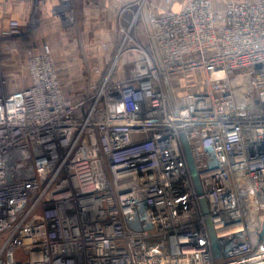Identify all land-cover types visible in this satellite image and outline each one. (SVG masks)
Listing matches in <instances>:
<instances>
[{
  "label": "built area",
  "instance_id": "1",
  "mask_svg": "<svg viewBox=\"0 0 264 264\" xmlns=\"http://www.w3.org/2000/svg\"><path fill=\"white\" fill-rule=\"evenodd\" d=\"M6 1L34 15L46 2ZM58 1L74 25L73 0ZM119 31L79 91L48 53L13 91L0 62L2 264H264V0L138 11Z\"/></svg>",
  "mask_w": 264,
  "mask_h": 264
},
{
  "label": "crops",
  "instance_id": "2",
  "mask_svg": "<svg viewBox=\"0 0 264 264\" xmlns=\"http://www.w3.org/2000/svg\"><path fill=\"white\" fill-rule=\"evenodd\" d=\"M189 1L147 0V9L142 6V10H145V16L150 13L161 15L179 10ZM57 2L59 1L46 0L39 14L34 15L32 3L0 0V62L7 79V91L31 84L28 61L33 54H50L59 71L63 70V83L69 90L79 91L88 82L97 81L109 57H103L102 53H117L121 40L120 23L130 20L134 15L135 4L139 7L141 0H73L76 19L74 25L68 24L52 12ZM11 18L20 21L22 28L24 26V33H7ZM144 29L143 25H139L138 33L142 40H145L142 37ZM73 56L78 59L82 57V60H74V64L69 62L70 65L64 68L65 62ZM73 75H77L75 79Z\"/></svg>",
  "mask_w": 264,
  "mask_h": 264
},
{
  "label": "water",
  "instance_id": "3",
  "mask_svg": "<svg viewBox=\"0 0 264 264\" xmlns=\"http://www.w3.org/2000/svg\"><path fill=\"white\" fill-rule=\"evenodd\" d=\"M182 139H183L184 150L186 153L187 161H188L191 173L193 175V179H194V183H195L197 192L199 195H202L203 194V188H202L201 182L199 180L198 172L196 169V164H195V161H194V158H193V155L191 152V148L188 144V141L186 139L185 134L182 135ZM202 204H203V207L205 209V212L207 213V206H206V202L204 199H202ZM207 224H208V230H209V234H210V238H211L213 255L215 258H219L221 256L220 245H219V242L216 238L215 231L213 229V226H212L209 218L207 219ZM263 238H264V219L262 221V230H261L259 239H263Z\"/></svg>",
  "mask_w": 264,
  "mask_h": 264
},
{
  "label": "rangeland",
  "instance_id": "4",
  "mask_svg": "<svg viewBox=\"0 0 264 264\" xmlns=\"http://www.w3.org/2000/svg\"><path fill=\"white\" fill-rule=\"evenodd\" d=\"M147 1L146 0H144V2H142V0H141V2H140V6L142 7V6H144L146 9H147V3H146ZM58 3V2H57ZM45 4V3H44ZM43 4V5H44ZM42 5V6H43ZM55 7V6H54ZM54 9V8H53ZM52 9V10H53ZM134 13L135 12H138V11H142V13L143 12H145V10L143 11L140 7H138V5L137 4H135V7H134ZM128 11H129V9H128ZM57 17H61V16H58V15H56ZM61 19V18H60ZM75 22H76V20H75ZM25 31H24V26H23V28H22V33H24ZM2 52V38H1V36H0V53ZM70 54H79V53H70ZM103 54V57H106L107 55H109V56H111L113 53H102ZM31 57V56H30ZM74 60H82V57H80L79 59L77 58V57H70V58H68V60L65 62V65H64V68H66V66H68V65H70V64H74ZM70 62V64H68ZM56 63V62H55ZM76 63H78V62H76ZM57 66V65H56ZM58 67V66H57ZM105 67H107V65L105 66ZM70 68V67H69ZM59 69V68H58ZM75 70V69H74ZM73 70V71H74ZM63 71V70H62ZM62 71L60 72V74H61V76H63V73H62ZM72 73H74V72H72ZM68 75V74H67ZM77 76V75H76ZM75 75H73V77H74V79H75V77H76ZM98 76H102L101 74L100 75H98ZM77 85V84H76ZM0 244H1V240H0ZM23 255V251L21 250V252H19L18 251V253H17V256H22ZM2 261H3V256H1L0 255V264H2Z\"/></svg>",
  "mask_w": 264,
  "mask_h": 264
}]
</instances>
